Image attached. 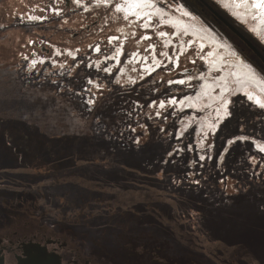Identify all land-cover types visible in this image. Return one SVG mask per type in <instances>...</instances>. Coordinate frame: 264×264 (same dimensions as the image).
Listing matches in <instances>:
<instances>
[{"label":"rangeland","instance_id":"rangeland-1","mask_svg":"<svg viewBox=\"0 0 264 264\" xmlns=\"http://www.w3.org/2000/svg\"><path fill=\"white\" fill-rule=\"evenodd\" d=\"M151 1L160 5L156 16L125 13L119 0H0V187L62 183L50 173L30 183L31 169L41 167L30 169V152L15 141L27 137L34 161L75 173L100 205H110L86 203L107 225L144 221L156 234L159 225L175 244L168 249L184 255L181 264H264V61L210 9L264 58L259 21L234 15L241 9L223 0ZM160 7L201 32L200 40L185 51L178 41L165 45L175 30L159 22ZM213 51L215 68L208 66ZM140 58L174 68L178 58L180 66L133 84ZM237 62L256 85L236 81ZM186 75L192 80L169 85ZM49 194L54 206L42 207L35 195L39 216L22 219L55 226L58 208L48 210L57 200ZM115 209L132 218L119 219Z\"/></svg>","mask_w":264,"mask_h":264},{"label":"flooded vegetation","instance_id":"flooded-vegetation-1","mask_svg":"<svg viewBox=\"0 0 264 264\" xmlns=\"http://www.w3.org/2000/svg\"><path fill=\"white\" fill-rule=\"evenodd\" d=\"M111 1L116 2L118 0ZM119 1H123L121 2L123 4L121 8L125 13L134 10L138 14L149 13L148 15L150 16L151 14L156 16V5L158 8L160 6L151 0ZM223 3L225 6H227L226 3L234 4L235 7L237 6V8L241 9L242 13H233L231 11L234 15H245L247 18L259 21L258 28L254 30L264 38V2H261V0H223ZM161 7V11H159L163 18L159 22L166 28L172 31L175 30L173 31L175 32L174 36L166 34L165 45L171 43L176 45L175 43L178 41L177 46L181 45L182 51H185L188 41L189 44L193 43L195 36L200 40L199 36L202 34L201 32L195 29L193 31L190 25L187 27L186 21L179 16L174 18L176 14ZM171 15L174 16L170 17ZM166 17H169V19L167 20ZM171 22L174 24L172 25ZM164 32L168 33L167 30ZM204 35L207 36L205 33ZM166 49L168 51L170 47ZM215 51L212 52L214 56ZM231 52L235 51L231 49ZM233 55L236 56L234 53ZM216 58L213 61L207 58V63L210 61L208 66L212 67L215 64L214 68L219 67L220 65L216 66V64H219L217 63L219 61L218 57ZM141 60L140 58L139 62ZM156 61L153 62L156 63ZM245 63L248 69L253 71L252 66L246 61ZM148 65L150 66V64ZM234 68L233 73L238 83L256 85V77L245 66H242L240 62L235 63ZM123 71H126L125 68ZM220 72L215 71L213 73L217 75ZM253 72L255 74V71ZM223 74L225 73L223 72L222 76ZM222 76L220 78L223 79L224 76ZM188 77L186 75V78L176 80L175 83L185 84V82L192 80ZM205 86L208 87V84L205 83ZM244 96L248 99L246 94ZM187 101L189 102L187 103L189 106L195 100L188 96L182 102L186 103ZM213 104L216 105L217 103ZM188 111L190 110L186 109L183 113ZM56 188H59V191ZM81 192L86 194H82ZM52 193L50 195L56 197V206L59 210L57 212L59 221L56 222L55 226H48L45 222L32 220L31 218H29V221L21 220L18 218L16 212L11 213L8 210L2 212L0 210V264H181L178 260L180 258L183 259L184 255L176 249L172 251L168 249L175 245L171 241H156V228H147L142 226L143 224L135 226L134 222L117 225L116 227H113L112 224H106L103 227L95 225L103 216L99 219L97 217L95 221L96 214H92L87 209L86 203L92 197L91 190L72 189L68 185H63V187L54 185ZM58 193L61 196H57ZM129 212L119 213L117 211L119 219H125L126 217L128 219L126 221H130L132 217ZM119 226L122 228L121 231L118 229L120 228ZM113 229L116 230L113 235H110L109 231ZM146 230L154 237H141ZM117 231L125 233L129 238L132 235V238L124 240L123 245L119 248L116 245V241L114 243L112 238ZM161 250L167 252L168 257L161 254Z\"/></svg>","mask_w":264,"mask_h":264},{"label":"crops","instance_id":"crops-1","mask_svg":"<svg viewBox=\"0 0 264 264\" xmlns=\"http://www.w3.org/2000/svg\"><path fill=\"white\" fill-rule=\"evenodd\" d=\"M27 140H28V138L26 137V138H24L23 136H22V138H21V140L20 139H17V140H15V141H17L16 143H17V145H18V147L20 148V150H23L24 152H26V153H28V152H30V154L29 155H31V157L30 156H25L26 158H30V160L28 161V163L31 161V163L29 164V168L31 169V165H33L34 164V162H36L35 164L38 166H40L41 168L43 167L45 170H43L44 172H42V171H40V172H38V173H35V174H33L34 172L32 171V169H31V174H32V176L30 175V176H28V177H30V178H32V180L30 179V183H33L34 181H35V179L33 178V177H38L37 175H49V170L51 169L50 167H44L43 166V164H42V161L40 160H38V161H34L33 159H34V157L35 156H37V153H36V149L34 148V146H33V148H32V146L30 145V143L29 142H27ZM0 142H2L1 140H0ZM31 149H32V151H31ZM36 158V157H35ZM25 162H27L26 161V159H25ZM60 171L57 175H58V178H57V180L59 181L60 180V182L62 181V183H59V182H57V181H55L56 183H55V185H57L58 187H63V185L64 186H66V185H68V186H70L72 189H89L90 190V188L88 187V185H83L81 182H79V177L75 174V173H71L70 174V172L69 171H65V170H62V169H52L51 170V172L52 171ZM66 172V173H65ZM68 172V173H67ZM69 178H74L73 180H70ZM81 178V177H80ZM49 179V178H48ZM82 179V178H81ZM52 180H54V179H52ZM54 186V185H53ZM53 186H38V187H34V186H31V185H23V186H20V187H18V188H16V189H10V190H8V189H6V188H4V187H0V210L3 212L5 209L4 208H2L1 207V204H3L4 202V200L6 199V201H7V198L5 197V196H7L8 198H10L11 200H12V202H14L15 204L17 203V202H20V201H22V200H20L21 198H23L24 200V202H26V203H28L29 204V207L31 208L32 207V204H33V199H35V195H37V196H41L43 199H41V197H40V199H41V206L43 207V205L42 204H47V205H53V203L51 202V199H49V197L47 198V195L46 194H49L50 192V194H53L52 193V191H53ZM57 190H58V188H56ZM59 191V190H58ZM4 193H8V195H6V194H4ZM56 193V192H55ZM49 194V195H50ZM4 195V196H3ZM57 196H61L59 193H58V195ZM54 197L55 196H52V198L54 199ZM93 197V196H92ZM38 198V197H37ZM46 199V200H45ZM52 199V200H53ZM7 204V203H6ZM8 205V204H7ZM6 205V206H7ZM54 206V205H53ZM52 206V207H53ZM56 206V205H55ZM56 208H57V206L54 208V209H52V210H48L47 208H45V210H43V209H41L40 210V213L41 214H43V213H45L46 212V210H48L49 212H53L54 210H56ZM6 210H8V209H6ZM9 211V210H8ZM57 212L59 211L58 209L56 210ZM127 212H129V211H127V210H125L124 209V213H127ZM123 213V212H122ZM129 213H131V212H129ZM96 217V219H95V221L97 220V215L95 216ZM99 222H102V223H105L106 224V221H105V219L102 217V219L101 220H99L98 221V223ZM142 223H144V221L142 222ZM141 223V224H142ZM108 224H112L111 222L110 223H108ZM144 225V224H143ZM153 225V227L154 228H156V225L153 223L152 224ZM157 227H158V229H159V233L162 235L161 237H163L164 239H163V241H168V242H170L172 239H171V236L169 235V234H165L164 233V231H162L161 230V227L159 226V225H157ZM168 239H171V240H168Z\"/></svg>","mask_w":264,"mask_h":264},{"label":"trees","instance_id":"trees-1","mask_svg":"<svg viewBox=\"0 0 264 264\" xmlns=\"http://www.w3.org/2000/svg\"><path fill=\"white\" fill-rule=\"evenodd\" d=\"M2 17H4L5 15L3 14V15H1ZM1 16H0V18H1ZM26 24V23H25ZM24 23L22 24V26H24L25 25ZM3 31V30H2ZM2 31L0 32V41H2L3 39H4V35H2ZM12 43V41L11 42H9L8 43V45L9 44H11ZM7 45V44H6ZM28 46V45H27ZM0 47H1V49L2 50H4V46L2 47V44H0ZM10 49H12L11 47H10ZM16 62V61H15ZM43 170H45L43 167L41 168V171L42 172H44ZM49 173H50V175L52 176V177H55L56 179L58 178V173L60 172V171H52L51 172V170H49L48 171ZM82 193V192H81ZM4 194H6V195H8V193H4ZM82 194H86V193H82ZM83 197H84V195H82ZM6 198H7V201H6V199L3 201L4 203L3 204H1V207L2 208H4L5 210L6 209H8L11 213H15L16 212V214H17V216H18V218L19 219H21L22 220V218H24L25 216H30V217H32V218H35L36 216H37V212H36V210L34 209V208H30L29 207V204L28 203H26V202H24L23 200L22 201H20V202H17L16 204L14 203V202H12V200L10 199V198H8L7 196H5ZM98 200H100V198L99 197H91V198H89L88 199V201L89 202H94L95 201V203L96 204H94L96 207H99V208H101L102 206H108V204L107 203H103V204H99V202H97ZM8 205H7V204ZM7 205V206H6ZM117 209H115V210H112L111 212H114L116 215H119L118 213H117ZM42 215H44V214H42ZM120 228H118L120 231H121V226H119ZM123 227V226H122ZM150 232L149 231H144V233L141 235V237H143V238H150V237H154V236H152V235H150L149 234ZM159 234V235H158ZM158 234H156L155 235V239H156V241H159V242H162L163 241V237H161L162 235L160 234V233H158ZM115 236H116V245H117V247L119 248V247H121L122 245H123V243H124V240H126V239H130V238H132V235H130V238L129 237H127V235L125 234V233H123V232H119V231H117L116 232V234H115ZM166 244H168L167 242H166Z\"/></svg>","mask_w":264,"mask_h":264},{"label":"water","instance_id":"water-1","mask_svg":"<svg viewBox=\"0 0 264 264\" xmlns=\"http://www.w3.org/2000/svg\"><path fill=\"white\" fill-rule=\"evenodd\" d=\"M202 3H204L203 0H201ZM212 13L218 18L223 24L227 25L232 32H234L240 39H242L250 48L253 50V52L264 61V58L262 55L258 52V50L237 30L235 29L230 23H228L224 18H222L217 12H215L213 9H210Z\"/></svg>","mask_w":264,"mask_h":264},{"label":"snow or ice","instance_id":"snow-or-ice-1","mask_svg":"<svg viewBox=\"0 0 264 264\" xmlns=\"http://www.w3.org/2000/svg\"><path fill=\"white\" fill-rule=\"evenodd\" d=\"M261 2H264V0H261ZM257 6H259V5H257Z\"/></svg>","mask_w":264,"mask_h":264}]
</instances>
